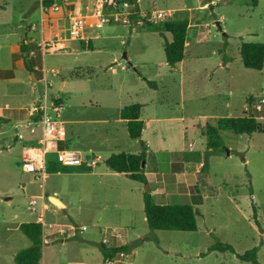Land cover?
<instances>
[{
	"label": "rangeland",
	"instance_id": "1",
	"mask_svg": "<svg viewBox=\"0 0 264 264\" xmlns=\"http://www.w3.org/2000/svg\"><path fill=\"white\" fill-rule=\"evenodd\" d=\"M54 2L68 6L67 1ZM39 3L0 0V115L8 119L0 122V264H14V253L30 245L18 225L36 221L33 212L41 213L43 202L49 207L44 220L54 227L46 226L48 243L42 246L39 264H101V237L114 226L127 228L121 240L139 241L131 255H117L114 264H252L229 251H208L215 241L232 245L240 254L256 248L257 259L264 264V103L256 111L250 102L264 99V66L245 68L239 54L243 42L264 43V0H140L143 11L173 10L170 19L189 21L184 57L173 67L166 63L163 37L147 30L141 21L123 25L111 20L101 28L90 25L82 35L98 32L100 38L93 41L95 48L85 50L79 47L83 40L69 39L63 31L62 38L71 40L75 50H63L58 44L60 49L43 54L30 36L32 28L27 27L38 20ZM109 11L106 7L105 13ZM56 38V34L50 37ZM24 39L35 51L28 56L36 70L32 79L20 64L18 46ZM42 67L50 83L46 87L42 80L33 79L43 77ZM143 78L154 81L155 88ZM44 93L48 104L61 101L58 119L66 130L64 147L99 155V159L93 168L67 166L48 153L42 185L22 170L21 158L23 146L34 141L27 126L34 116L31 107L42 102ZM131 103L142 104V119L150 126L141 138L151 141L159 171H170V155L165 151L170 147L204 162L194 181L175 178L179 163L157 178L165 183L164 203L193 205L196 230L149 229L142 200L146 183L105 166V158L112 153L141 150L119 118L120 109ZM251 111L262 132L246 135L221 130L224 146L206 148L199 125H216L220 118ZM217 152L223 157H216ZM191 182L201 196L200 204L192 202ZM54 191L65 207L49 201ZM31 199H35L32 205ZM153 199L160 202L157 196ZM65 223L86 229L77 235L76 229L70 237ZM121 240L111 237L107 244Z\"/></svg>",
	"mask_w": 264,
	"mask_h": 264
},
{
	"label": "trees",
	"instance_id": "2",
	"mask_svg": "<svg viewBox=\"0 0 264 264\" xmlns=\"http://www.w3.org/2000/svg\"><path fill=\"white\" fill-rule=\"evenodd\" d=\"M132 5L131 22L140 20L145 28L149 31L157 32L163 37V50L166 63L173 67L182 61L186 44V36L189 28V21L183 19H168L160 22H151L145 20L139 14L138 1L127 0ZM54 0H43L42 4L48 6ZM210 2V0H205ZM106 8V7H105ZM169 34L171 39L168 40L165 34ZM84 47L83 43L81 44ZM31 45H20L21 54L24 57V65L30 72L35 73L31 60L28 58ZM240 59L245 68L261 70L264 66V43L263 42H243L239 48ZM147 85L154 87L156 83L152 80L143 78ZM57 101V100H56ZM252 100H250L251 102ZM57 104L59 102H56ZM142 104L131 103L123 106L119 111V117L125 121L128 136L136 139L140 143L141 150L138 153H112L105 160L104 164L109 169L124 173L129 179L141 183H148L145 175L144 166L141 167L142 160L147 158L146 145L142 137L144 122L141 119ZM257 111V110H256ZM39 119V115L34 116V120ZM8 121L7 118L0 115V122ZM221 130L232 131L236 134L250 135L255 132H262L263 127L256 119L253 111L245 116L223 117L220 118L216 125L206 123L200 126L202 135L206 136V148L219 149L224 146ZM191 198L194 204L202 202L198 189L191 186ZM143 211L145 221L151 230H176V231H194L197 229L196 210L192 204H158L154 201L149 192H143ZM19 231L30 241V245L20 248L13 256L15 264H39L42 255L43 246V226L38 221L21 222L18 226ZM139 241L125 243L121 245L107 246L100 244L103 260L114 257L118 253H130L132 248ZM208 251H229L236 255L238 259L252 264H261L256 256V248H252L242 254L236 253L232 245L215 241L208 247Z\"/></svg>",
	"mask_w": 264,
	"mask_h": 264
},
{
	"label": "built area",
	"instance_id": "3",
	"mask_svg": "<svg viewBox=\"0 0 264 264\" xmlns=\"http://www.w3.org/2000/svg\"><path fill=\"white\" fill-rule=\"evenodd\" d=\"M68 0H63L64 4ZM64 5H59L56 2L51 3L48 6H44V12L46 10L51 11H62ZM105 7H109L110 11L108 14L105 13ZM135 13L132 11V5L127 0H98L96 9L89 15L84 14H75L68 13L67 14V24L65 26V31H67L69 39H83L82 32L86 28L87 20L89 18H95L94 22L95 28H101L104 24H109L111 20L113 21H121L124 24H127L131 21V15ZM174 11L173 10H152L148 12H140L141 17L145 18L147 21L151 22H160L164 20L170 19L172 17ZM50 19L48 16H43L39 20L40 30L43 31L44 26L47 28H51ZM140 21V20H137ZM142 22V21H141ZM32 29L36 28V24H31ZM62 41L53 40V39H42L37 42V44L41 47L43 54L48 51V49H60L56 48V45H60L63 49ZM23 44H30L28 39H24ZM34 49L29 50L28 56L34 55ZM43 77L41 78L44 85H49V81L47 80L46 70L42 67ZM43 100L40 102L38 106H33L31 110V115H39V119L31 120L28 126L30 132H35L36 129L40 130V137L34 145H30L24 149L22 156V170L26 173L32 174L36 179H39L41 184L45 181L47 177L46 169V156L48 153H54L57 159L63 164L67 166H76V165H84L86 167H94L97 163L98 156L96 155H84L81 154L80 151L76 149H67L64 146L66 141V130L64 127V123L58 119L59 114L58 111L60 106L55 105L53 102L48 104V99L46 94H43ZM262 100H260V103ZM255 105V108L259 111L261 109V105ZM50 111H53L55 115H52ZM35 200H31L30 204H34ZM31 207V206H30ZM44 227V223L41 220L39 221ZM50 226V225H49ZM73 230H76L75 227H72ZM85 226H81L78 228L79 231L85 230ZM63 231V230H62ZM108 239H103V244L107 245ZM127 255L126 253H118L112 258H108L103 261V264H114L118 260L116 258L117 255Z\"/></svg>",
	"mask_w": 264,
	"mask_h": 264
},
{
	"label": "crops",
	"instance_id": "4",
	"mask_svg": "<svg viewBox=\"0 0 264 264\" xmlns=\"http://www.w3.org/2000/svg\"><path fill=\"white\" fill-rule=\"evenodd\" d=\"M38 1L40 2L39 3V6H38V11H39L38 12V20L35 19V21L37 20V22L34 23L35 22L34 21L31 24H37L39 26V20L43 16L44 13H45V16H46V14H48L47 15L48 16V19H50L51 23H53V24L51 25V28H49V29L47 28V26H44V29H43V31H41V33L38 31L40 29V27L38 29H36V28L35 29H28V31L31 32V35L30 36L33 37L34 39H36L37 42H39L42 39H50V37H52V36H54L56 34V37H57L56 39L58 41H62L61 44L65 47L63 50H65V49H68L69 50L70 49L69 47H71V49L75 50V44L69 43V41H71V40L67 39L66 37L65 38H62V35H61V32L65 31V26H66L65 24H67V14L68 13H75V14L89 15V14H91L96 9V5H97L98 0H68L67 1V5L68 6H66V5L63 6L64 10H62V11L46 10L45 12L43 10L44 9V5L42 4V1L43 0H38ZM137 1H138V8H140L139 11L140 12H148V11H143L141 9L140 5H139L140 0H137ZM30 17H33V14H31ZM177 19H183V18L180 17V18H177ZM26 20H28V19L26 18ZM95 21H96L95 18H89L87 20L86 28L89 27L90 25H93L94 26V22ZM21 24L22 23L19 24L20 27H21ZM31 24H29V26H27V27H30ZM123 25H125V24L123 23ZM53 26H55V29L54 28L52 29ZM22 27H25V25H23ZM46 32H48V36L47 37H45V35H44V33H46ZM53 33H55V34H53ZM99 38H100V34L98 32H96L94 35H85V36H83V39H81V40H83V42H81V44L83 43L84 47H82L81 44H80L79 45L80 49L85 50V49H88V48H95V43L93 41L94 40H97ZM18 49L20 50V45L18 46ZM21 56H22V60L20 62L21 68L27 70L26 67H25V65H24V57H23V54H21ZM32 73L33 72H30L29 73V76H28L31 79H32V76H33ZM46 76H47V74H46ZM33 79L34 80H41V79H38L36 77L33 78ZM260 100H262L261 103H260ZM252 101H253L252 106H254V108H255V105H257V104L260 103L261 109H262V104L264 103V99H259L258 101H255V102H254V100H252ZM58 102L61 103L60 100H58ZM32 107H31V110H32ZM261 109L259 111H261ZM30 113H31V111H30ZM34 116H32V120H34ZM140 117L142 119V116L141 115H140ZM121 120L125 123V121L123 119H121ZM142 120L144 122L143 132H142V137H143L144 133L146 132V128L148 126H150V124L148 125L147 122L144 119H142ZM150 122H155V121H150ZM199 126H202V125H199ZM31 133L34 135V139H33L34 141L32 143V145H34L37 142L38 138L40 137V130H36L35 132H31ZM200 133H201V131H200ZM144 142H145V145H146V151H147V153L148 154L150 153L149 158L152 155V157L150 159L147 158L146 163L144 165L145 175H146V178H147L148 186L151 189L152 196L153 197H156L157 196L158 198H160V202H156L158 204H164V202L162 201V199H164L163 197H164V195L166 193H165V183H160L157 178H159L160 176L163 177L164 174H166V173H170L171 172V169H172V164L179 163V169H178V171L175 172V173H173V174L175 175V178L177 180H181V181H185V180L186 181H194L196 179V177H197V173L200 172V168H204L205 167L204 162L201 159L197 160L195 155H192V154L191 155H186L185 153H181V151H178L177 149H174V148H171L170 147L169 149H166L165 150L170 155V157H169L170 158L169 159L170 171L169 172H161V171H159L157 165L154 164V163H157L156 162L157 160H155L156 158H154V155L156 154V152H153V150L150 149L151 141L145 140ZM26 147H28V146H25V147L23 146V148H22V156H23L24 149ZM76 150H78V149H76ZM78 151H80V150H78ZM80 153L82 154L81 151H80ZM230 154L231 153L229 151V154H226V155L228 156ZM215 155H216V157L221 158V157H223L224 154H221V153L217 152ZM96 156H98V159H99V155H96ZM21 160H22V158H21ZM96 165H97V163H96ZM147 166H149V169H146ZM89 168H93V167H89ZM99 176H101V175L99 174ZM150 176H153V178H151ZM206 178H207V176H206ZM44 182L42 183V185L44 184ZM188 185H192L193 186V183L191 182ZM190 194H191V192H190ZM49 196L56 197L58 200H60L62 202V205H58L57 207H65L66 206V203L63 201V199L61 197H59V195H57V192L54 191V193L53 194H50ZM7 199H9V197ZM48 208H49L48 205L45 202H43L42 203V211H41V213L37 214V212H33V213H35L37 215L36 221L39 222L40 221V216H41V220L44 223V227H43V244L44 243H48V240L46 239V234H47V232H46V230H47L46 229V226H48L49 228H53L54 227V223H47L44 220V211L46 209H48ZM64 225H65V227H67L70 230L69 236L70 235L71 236H74L75 235V230H73L72 227H75V229H77V230H78V228H80L79 225H77V224L65 223ZM124 230L126 231V235H127V228L126 227L114 226L112 228H106L104 230V232H103L102 237H101L100 244L103 243V239L104 238H107L108 241H109V239L111 237H117V238H120V240H121L122 239V233H123ZM81 232L82 231H79V230L76 231V235L78 233H81ZM61 233H63L62 229H61ZM126 235H125V237H126ZM121 241H120V244H116V245L125 244V243H127L128 240L126 239L125 241H123V240H121ZM107 246H112V245L107 244ZM130 255H131V252H130ZM103 261L104 260H103V256H102V263L101 264H103ZM13 263H14V261H13ZM124 264H126V263L124 262Z\"/></svg>",
	"mask_w": 264,
	"mask_h": 264
},
{
	"label": "water",
	"instance_id": "5",
	"mask_svg": "<svg viewBox=\"0 0 264 264\" xmlns=\"http://www.w3.org/2000/svg\"><path fill=\"white\" fill-rule=\"evenodd\" d=\"M216 24H217L218 28L221 29L219 22H216ZM123 57L127 58L126 54H124ZM32 75H34V74L32 73ZM227 154H229V151H227ZM144 165H145V160H142L141 167H143ZM149 191H150V188L148 187V183H146V191L145 192H149ZM49 201L55 205H62V202L53 196H49Z\"/></svg>",
	"mask_w": 264,
	"mask_h": 264
}]
</instances>
